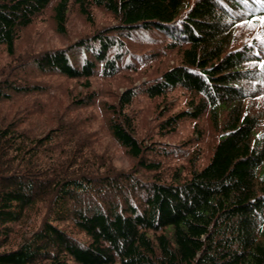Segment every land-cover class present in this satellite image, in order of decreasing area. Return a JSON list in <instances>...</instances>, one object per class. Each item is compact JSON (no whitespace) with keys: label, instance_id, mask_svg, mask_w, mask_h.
<instances>
[{"label":"trees","instance_id":"trees-1","mask_svg":"<svg viewBox=\"0 0 264 264\" xmlns=\"http://www.w3.org/2000/svg\"><path fill=\"white\" fill-rule=\"evenodd\" d=\"M73 6L91 22L94 8L114 21L16 66L89 88L93 77L138 71L171 52L176 61L107 103L112 136L136 159L131 169L101 170L86 155L90 142L67 133L73 126L41 136L14 121L0 127V264H264V130L249 105L264 93V55L256 39H240L241 23L264 14V0H0V45L15 54L23 30L48 9L66 32ZM4 82L0 101L44 90L30 78ZM176 89L188 93L186 104L157 105L158 133L208 114L219 137L202 166V137L175 152L136 135L134 99ZM96 97L92 90L75 102ZM193 141L189 166H168ZM34 214L41 218L12 242L14 225Z\"/></svg>","mask_w":264,"mask_h":264},{"label":"rangeland","instance_id":"rangeland-1","mask_svg":"<svg viewBox=\"0 0 264 264\" xmlns=\"http://www.w3.org/2000/svg\"><path fill=\"white\" fill-rule=\"evenodd\" d=\"M93 17L95 20L89 21L76 6H73L69 12L66 32H59L56 28L53 10L48 9L23 30L21 37L16 42L15 54H9L5 46L0 45V85L5 83L4 79H14V77L21 80L23 78L38 80L44 85V90L41 92L14 93L10 99L1 100L0 127L14 121L19 124V128H24L26 134L41 136L59 125L73 126L67 133H74V135L78 133L80 140L84 139L90 142L86 155L93 164L96 160L101 170L108 168L127 170L131 169L136 159L130 156L125 147L112 136L108 125L110 112L107 109V103L115 102L119 92L126 86L156 75L173 64L176 61L175 53L171 52L173 54L159 57L154 62L148 63L147 68H141L138 71L122 68L114 76L93 77L90 79L89 88H87V82L84 79H72L58 73L34 75L24 68L16 66L18 58L21 56L48 48L65 46L76 38L92 32L95 28L114 21L112 15L102 8H94ZM240 39L245 41L256 39L259 50L264 55V14L245 19L241 23ZM92 90L97 92V97L91 104L79 106L75 102L79 96ZM169 99L175 100V110H178L186 104L188 93L183 89H176L164 99L162 97L151 99L146 95H139L134 99L130 113H134L136 116L137 137L145 139L147 142L156 140L175 144L172 146L177 148L173 150L175 152L180 147H185L187 139L202 137L198 144L202 153L197 164L198 166L204 165L219 137L217 127L213 125L209 115L205 114L199 120L185 119L179 124L176 131L160 135L158 133L160 118L157 105ZM249 105L252 111L258 112L262 116L261 128L264 130V93L251 98ZM176 145H179V148ZM187 147V152L177 157L174 154L168 156L170 158L166 157L168 166H177V164L189 166V156L197 144L193 141ZM40 218V215L35 216L34 214L30 220L15 224L11 241L18 242L22 235L29 232L34 223L38 221L37 219ZM9 246L10 243L7 247Z\"/></svg>","mask_w":264,"mask_h":264},{"label":"bare ground","instance_id":"bare-ground-1","mask_svg":"<svg viewBox=\"0 0 264 264\" xmlns=\"http://www.w3.org/2000/svg\"><path fill=\"white\" fill-rule=\"evenodd\" d=\"M169 83V82H168ZM254 200V199H253Z\"/></svg>","mask_w":264,"mask_h":264}]
</instances>
